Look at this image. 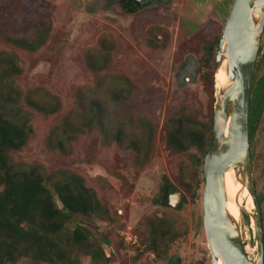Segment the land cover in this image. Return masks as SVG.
I'll list each match as a JSON object with an SVG mask.
<instances>
[{
    "label": "rangeland",
    "instance_id": "374dc122",
    "mask_svg": "<svg viewBox=\"0 0 264 264\" xmlns=\"http://www.w3.org/2000/svg\"><path fill=\"white\" fill-rule=\"evenodd\" d=\"M232 2L155 0L127 12L119 0H0V51L3 56L15 55L20 68L13 77L15 84L23 90L43 88L61 103L54 114L30 111L31 136L23 149L10 151L11 160L16 166L39 163L48 172L70 168L86 176L107 205L111 219L75 215L68 227L84 224L96 239L108 237L115 251L108 264H169L172 255L179 264H211L202 221L203 182L196 196L192 185L197 171L202 179L198 160L202 152L195 146L183 151L168 147L165 120L169 112L187 105L194 119L208 123L211 96L215 106V97L221 92L215 74L216 51ZM28 21L47 32L32 50L13 44L3 33V23L19 31ZM209 45L214 50L208 51ZM89 54L98 60L107 55V65L96 70L87 62ZM117 77L130 90L123 101V114H132L142 123L129 128L124 121L126 131L139 135L143 128L154 127L147 155L137 159L136 151L105 143L98 129L77 137L68 153L49 147L50 127L70 113L79 89L99 78L116 81ZM256 106L260 112L253 116ZM112 113L116 115V110ZM118 121L116 117L112 120ZM248 133L264 230V29L251 81ZM164 177L173 185L168 204L163 198ZM175 192L180 197L171 204ZM249 198L255 214L253 198ZM144 216L162 218L177 234L162 256L147 247ZM253 225L250 214L241 211L242 241L252 259L256 255ZM129 234L137 236L136 245L127 242ZM106 251L111 253L109 247ZM78 258L80 264H94L88 255ZM12 264L46 263L24 256Z\"/></svg>",
    "mask_w": 264,
    "mask_h": 264
},
{
    "label": "trees",
    "instance_id": "16d2710c",
    "mask_svg": "<svg viewBox=\"0 0 264 264\" xmlns=\"http://www.w3.org/2000/svg\"><path fill=\"white\" fill-rule=\"evenodd\" d=\"M119 2L127 12H135L144 4L140 0ZM3 24L6 27L3 29L7 35L5 38L29 50L43 41L42 33H47L36 25L32 26L30 21L19 31ZM211 49L214 47L209 45L207 50ZM3 54L0 51V264L15 263L24 256L46 264H80L79 254L90 256L94 264H108L110 256L115 253L108 237L96 239L84 224H76L72 229L68 227V222L75 215H101L111 219L107 205L86 176L70 168L48 172L39 163L16 166L12 162L10 151L23 149L31 136L30 111L54 114L60 110L61 103L56 95L43 88L23 90L17 87L13 77L20 68L15 55ZM108 58L104 55L102 60H98L89 54L87 62L101 70L107 65ZM213 77L214 73L211 75V87ZM122 81L119 77L116 81L99 78L95 84L80 88L70 113L50 127L47 135L49 147L68 153L77 137L98 129L105 143L130 148L138 153L135 155L137 159L142 158L151 147L154 127L143 128L139 135L126 131L124 121L129 128L142 123L132 114H123V101L130 95V90ZM213 106L212 95L209 121L204 125L194 119L187 105L169 112L165 120L168 147L183 151L195 146L202 152L201 159H198L202 164L211 143ZM113 109L116 115H113ZM254 112L253 116H258L259 107L256 106ZM115 117L119 121L113 123ZM193 176V195L196 196L203 180L198 177V171ZM164 178L166 191L163 198L168 204V194L173 185L167 177ZM142 223L148 232L147 247L162 256L176 238V232L160 217L144 216ZM107 247L111 248L110 255L106 254ZM173 257H169L168 263L179 264L178 260H172Z\"/></svg>",
    "mask_w": 264,
    "mask_h": 264
},
{
    "label": "water",
    "instance_id": "95a60500",
    "mask_svg": "<svg viewBox=\"0 0 264 264\" xmlns=\"http://www.w3.org/2000/svg\"><path fill=\"white\" fill-rule=\"evenodd\" d=\"M263 29L264 0H233L216 51V68L226 58L230 83L215 97L211 143L201 167L202 221L211 264H218L219 258L223 264H264L263 226L248 133L251 81ZM230 166L237 170L240 181L254 201V259L245 250L239 224L226 209L224 173ZM179 197L180 193L175 192L170 203L175 204ZM241 211L248 213L242 206Z\"/></svg>",
    "mask_w": 264,
    "mask_h": 264
},
{
    "label": "bare ground",
    "instance_id": "6f19581e",
    "mask_svg": "<svg viewBox=\"0 0 264 264\" xmlns=\"http://www.w3.org/2000/svg\"><path fill=\"white\" fill-rule=\"evenodd\" d=\"M226 61V58H224L221 65L215 69L217 86L220 87L221 91L228 83H230V78L226 69ZM226 133L227 129L225 131V135ZM224 185L226 192V209L228 213L240 226L241 206L244 207L245 205L248 211H250L248 213L251 215V219L253 220L254 211L251 209V199L249 198L252 196L240 181L238 172L233 166H230L224 173ZM218 264H223L220 258L218 260Z\"/></svg>",
    "mask_w": 264,
    "mask_h": 264
},
{
    "label": "built area",
    "instance_id": "2783aa9c",
    "mask_svg": "<svg viewBox=\"0 0 264 264\" xmlns=\"http://www.w3.org/2000/svg\"><path fill=\"white\" fill-rule=\"evenodd\" d=\"M126 238V240H127V242H129L131 245H136L137 244V242H138V240H137V236L136 235H134V234H129L128 236H126L125 237ZM124 238V239H125ZM125 240V241H126ZM110 250H111V248H110ZM105 251H106V249H105ZM111 252V251H110ZM106 254L107 255H110V253L109 252H107L106 251Z\"/></svg>",
    "mask_w": 264,
    "mask_h": 264
},
{
    "label": "flooded vegetation",
    "instance_id": "af4514ba",
    "mask_svg": "<svg viewBox=\"0 0 264 264\" xmlns=\"http://www.w3.org/2000/svg\"><path fill=\"white\" fill-rule=\"evenodd\" d=\"M153 1H155V0H148V3H149V2H153Z\"/></svg>",
    "mask_w": 264,
    "mask_h": 264
}]
</instances>
